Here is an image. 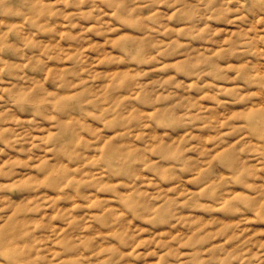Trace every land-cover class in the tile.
<instances>
[{"label":"clouds","instance_id":"obj_1","mask_svg":"<svg viewBox=\"0 0 264 264\" xmlns=\"http://www.w3.org/2000/svg\"><path fill=\"white\" fill-rule=\"evenodd\" d=\"M0 264H264V0H0Z\"/></svg>","mask_w":264,"mask_h":264}]
</instances>
